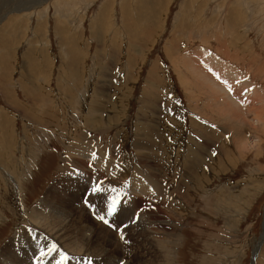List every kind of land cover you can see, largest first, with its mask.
I'll list each match as a JSON object with an SVG mask.
<instances>
[{
  "label": "rangeland",
  "instance_id": "rangeland-1",
  "mask_svg": "<svg viewBox=\"0 0 264 264\" xmlns=\"http://www.w3.org/2000/svg\"><path fill=\"white\" fill-rule=\"evenodd\" d=\"M135 9L143 17L128 24ZM113 88L125 89L123 105L107 122ZM256 88L264 93V0H0V264H31L35 240L62 245L67 264H113L120 253L125 264H264V133L243 123L238 133L225 112ZM92 93L106 102L88 125ZM206 143L207 172L192 192L187 152ZM91 151L111 173L106 187L149 204L127 244L94 229L78 200L85 181L69 170H83Z\"/></svg>",
  "mask_w": 264,
  "mask_h": 264
},
{
  "label": "snow or ice",
  "instance_id": "snow-or-ice-1",
  "mask_svg": "<svg viewBox=\"0 0 264 264\" xmlns=\"http://www.w3.org/2000/svg\"><path fill=\"white\" fill-rule=\"evenodd\" d=\"M217 78L219 79V77ZM222 83L227 82L222 81ZM103 159H107V153H104ZM100 160L101 156L98 151H91L90 160L87 157L85 158L84 169L81 170L77 166L69 170V175H78L84 178L85 182L80 188L78 200L81 207L85 210L88 223L94 229L97 223L102 225L106 230L114 233L120 241H124L127 244L124 232L131 225L137 224L141 214L149 207V204L137 201L135 198L122 200L121 197L125 195L123 190L116 187H106L105 179L101 177L107 178L111 173L106 170L102 171L101 168L96 167V163ZM115 167L118 168L119 165H115ZM108 183L112 184L114 181L109 180ZM124 183L127 185L128 182L124 181ZM149 191L155 196L154 189L150 188ZM31 234V230H27V235L31 236ZM44 239L47 240V237H44ZM30 246L33 247V257L30 258L31 264H43L45 256L51 257L49 264H67L70 260L67 251L62 245H58V243H45L41 245L39 240H35L30 241ZM37 253L39 254L37 255ZM126 260H129V257L126 254L120 253L113 264H125ZM89 264H96V262L89 260Z\"/></svg>",
  "mask_w": 264,
  "mask_h": 264
},
{
  "label": "bare ground",
  "instance_id": "bare-ground-1",
  "mask_svg": "<svg viewBox=\"0 0 264 264\" xmlns=\"http://www.w3.org/2000/svg\"><path fill=\"white\" fill-rule=\"evenodd\" d=\"M151 1V0H150ZM154 1V0H153ZM156 2V1H155ZM150 3V2H149ZM149 3H147L146 4V9H145V16L144 17H146V20H148L149 19V17L153 14V11H152V8H150V7H148L147 5L149 4ZM156 4V3H155ZM150 5H153V7H155L154 6V4H150ZM149 5V6H150ZM108 6V5H107ZM123 6V5H122ZM121 7V6H120ZM126 7H128V6H126ZM124 9H126V8H124ZM128 10V9H127ZM124 11V10H123ZM102 13V12H101ZM131 16L132 17H129L128 19H129V22H128V24L129 23H133V22H135L136 21V19L138 18V21H139V16H142V13L139 11V10H137V9H135V11L134 12H132L131 13ZM230 16V15H229ZM143 17V16H142ZM134 18H135V20H134ZM152 18V17H151ZM102 18H100V15L98 16V21L95 23V26H97L98 24H99V21L101 20ZM127 19V20H128ZM125 20V19H124ZM127 20H125V21H127ZM96 21V20H95ZM94 21V22H95ZM149 21V20H148ZM147 21V22H148ZM151 22V21H150ZM150 22H148V27H149V24H150ZM152 22H154L153 20H152ZM126 24V23H125ZM229 24V23H228ZM152 25V24H151ZM126 26V25H125ZM131 26V25H130ZM135 26H137V25H135ZM156 26V25H155ZM143 27V26H142ZM132 28H133V26H132ZM146 28V27H145ZM157 28V27H156ZM155 28V29H156ZM60 29V28H59ZM153 29H154V26H153ZM154 29V30H155ZM61 30V29H60ZM149 30V29H148ZM62 31V30H61ZM63 31H64V29H63ZM149 32H151V31H149ZM148 32V33H149ZM135 34V33H134ZM145 34H147V33H145ZM153 34V33H152ZM148 35V34H147ZM99 37V36H98ZM149 37V36H148ZM73 38H75L74 36H73ZM72 39V38H71ZM66 40V39H65ZM68 41H70L69 39H68ZM67 41V42H68ZM69 50H71L70 52H69ZM67 51L69 52V55H68V60H64V63L67 65L68 64V66H66L67 68H69L70 69V71H69V73H72L76 78H77V76H76V74H78V77H79V72L77 71V63L78 62H76V59H77V52H76V50H75V53H76V57H75V55H74V51L71 49V48H69V47H67ZM226 53V52H225ZM228 53V52H227ZM203 55V54H202ZM201 56V55H200ZM206 60V59H205ZM212 60V59H211ZM207 61V60H206ZM221 62V61H220ZM63 63V64H64ZM192 63V62H191ZM198 63V62H197ZM204 63H205V61H204ZM207 63V62H206ZM63 64H61V66L63 65ZM64 64V65H65ZM194 65V64H193ZM203 65V64H202ZM208 65V64H207ZM217 65V64H216ZM62 68V67H61ZM75 71H77V73L75 74ZM70 76V75H69ZM104 76V75H103ZM208 76V75H207ZM71 77V76H70ZM74 77V78H75ZM72 78V77H71ZM76 78H75V80H76ZM78 79L79 78H77V81H78ZM212 80L210 79L208 82H210L211 83V85H215V84H212V82H211ZM205 82V81H204ZM209 83V84H210ZM208 85V84H207ZM216 86V85H215ZM218 86H219V84H218ZM211 87V86H210ZM34 89H31V95H28V97L27 98H33V95H34V98L32 99V102H33V100L35 99V98H39V96H40V92H39V88L38 87H33ZM217 89L219 88V87H216ZM211 90V89H210ZM213 90V89H212ZM219 90V92L221 91L220 90V88L218 89ZM102 91H103V89H102V86H100V84H98V87H96L95 88V94L96 95H101L102 94ZM192 91V90H191ZM240 91V90H239ZM122 92V91H121ZM214 92H216V90L214 91ZM214 92H213V95H214ZM226 92H227V90H226ZM34 93V94H33ZM37 93H39V96H38V94ZM99 93H101V94H99ZM111 93H112V96H111V104L109 105L110 106V110H111V113H104V116H105V119H106V121L107 122H115L117 119H115L116 118V116H117V114L119 113V111H121L120 110V105H123V103H120V97H121V95L123 94V93H125V89L123 90V93H120V94H118L117 92H116V90L113 88L112 89V91H111ZM195 93V92H194ZM211 93V92H210ZM223 94V93H222ZM250 94V93H249ZM95 95V96H96ZM210 95V94H209ZM219 95V94H218ZM224 95H225V93H224ZM228 95V94H227ZM239 95V94H238ZM94 95H93V93H92V99L90 100V102H89V105H88V112H87V117H85L86 119V123L88 124V125H91V124H93V123H91V121L93 120V119H98L99 117V115L98 116H96L95 115V111H100L101 113H102V110H99L100 109V107H99V105L101 104V103H103L104 101L103 100H100V99H97L96 97H95ZM103 96V95H102ZM215 96H216V98H217V95L215 94ZM250 96H251V98L250 97H248V98H246L245 99V101H243V102H241L240 101V99H239V101H236V100H234L233 101V99H232V103H231V100L230 99H226V98H224L223 100L224 101H228V104H229V102L231 103V104H229L228 106H229V110H225V112H226V115H227V118L230 120V121H232V122H235L236 124H238V133H241V130H240V127L242 128V124L241 123H243V126H245V127H247L246 125H248L252 130H258V131H263L262 132V134L264 133V93L261 91V90H258L257 88L256 89H254V91H252L251 92V94H250ZM95 97V98H94ZM225 97H227V96H225ZM236 97V96H235ZM215 98V99H216ZM229 98H231V96H229ZM47 98H45L44 100H46ZM220 99V98H219ZM226 99V100H225ZM237 99V98H236ZM42 100V99H41ZM48 100V99H47ZM221 100V99H220ZM222 100V101H223ZM238 100V99H237ZM40 100L38 99V102H39ZM43 101V100H42ZM41 101V102H42ZM215 101V100H214ZM58 102V101H57ZM71 102V101H70ZM75 102V101H74ZM106 102V101H105ZM104 102V103H105ZM103 103V104H104ZM217 103V102H216ZM245 103V104H244ZM35 104V103H34ZM33 104V105H34ZM103 104H101V105H103ZM245 106H244V105ZM69 105V104H68ZM218 105V104H217ZM242 105L244 106V107H242ZM218 106H220L221 107V105H218ZM217 106V107H218ZM226 106H227V102H226ZM99 107V108H98ZM222 108H223V106H222ZM250 108V109H249ZM228 109V108H227ZM235 109V110H234ZM234 110V111H233ZM247 110V112H249V110L251 111V114H252V117H251V120H249V119H246V115H245V111ZM217 111H218V108H217ZM107 112V111H106ZM98 113V112H97ZM223 114V113H222ZM56 115H57V113H56ZM172 115V114H171ZM48 116V117H47ZM55 116V113L54 112H52V111H46L45 113H44V120H46L47 121V119H51V118H53ZM102 116V115H101ZM173 116V115H172ZM84 118V117H83ZM112 119V120H111ZM49 121V120H48ZM48 121L46 122V123H48ZM176 121V120H175ZM85 123V124H86ZM237 126V125H236ZM93 128V127H92ZM178 127H177V125L176 126H174V123H172V119L169 117L168 118V132H169V134L172 136L173 134H174V132H175V130L177 129ZM248 130H249V128H248ZM119 132H121V131H118V134H119ZM259 135V134H258ZM198 136H200V135H198ZM203 136V135H202ZM238 136V135H237ZM80 139V138H79ZM102 139V138H101ZM196 139V138H195ZM199 140V139H198ZM201 141H200V143H202V139H200ZM209 139H208V137H206V141H208ZM236 139L234 138V141H235ZM77 141H79V140H72L71 142H72V146L74 145H76L77 144ZM205 141V140H204ZM261 141V140H260ZM259 141V142H260ZM7 143V142H6ZM70 143V142H69ZM81 143H83V142H81ZM113 143V142H112ZM190 144H192V143H190ZM204 144V143H203ZM239 144H240V148L241 149H244V148H246L249 144H250V142H249V140L245 137V140L243 141V139H241L240 140V142H239ZM94 145V144H93ZM191 146H193V145H191ZM195 146V145H194ZM93 147V146H92ZM203 147H207V143L205 144V146H201V145H197L194 149H188L189 150V152H187V157L188 158H186V162H187V164H188V166H195V168H196V170H194L193 172L195 173V174H193V172L191 173L190 171L187 173V175L185 176V178H187V182L190 184V187H191V189L193 190L192 192H194V191H196L195 189H197V186H198V183L202 180V178H203V176H205V174H206V172L207 171H204V169H203V166L205 165V160L203 161L202 159L203 158H201V155L203 154V152H202V148ZM1 148V147H0ZM78 149V148H77ZM5 150L7 151L8 150V148L7 147H5ZM80 150V149H79ZM86 150V149H85ZM123 150V149H122ZM68 152V151H67ZM83 152H87V151H82V153ZM109 152V151H108ZM82 153H81V155H82ZM87 153H89V151L87 152ZM111 153V152H110ZM159 153L161 154V156L157 159L156 158V160L157 161H161L163 164H164V166L163 167H165V169H166V172L167 173H170V170H169V167L168 166H166L165 165V161H163V157H162V155L164 154L163 152H161V151H159ZM84 154V153H83ZM155 154V153H154ZM166 154H170V152H166ZM109 156V155H108ZM123 157H125V156H122V158ZM225 158V157H224ZM219 159V158H218ZM225 160V159H224ZM220 161V160H219ZM231 162V161H230ZM99 164H101V162L99 161L98 162ZM223 159L220 161V163H217L218 164V168H221L222 166H223ZM186 164V163H185ZM160 165V164H159ZM3 166H14V163H11V164H5V165H3ZM108 167V166H107ZM2 169L4 168V171H8V168L7 167H1ZM12 168H14V167H12ZM121 168V167H120ZM174 168V167H173ZM194 168V167H193ZM217 168V167H216ZM224 168V167H223ZM122 170H124L123 168H121ZM120 169V170H121ZM12 170V169H11ZM136 170V169H135ZM212 170V169H211ZM213 170H214V168H213ZM215 171H216V169H215ZM163 172V171H162ZM213 172V171H212ZM9 174V173H8ZM135 174V173H134ZM142 174V173H141ZM164 174V173H163ZM213 174V173H212ZM209 175H211V174H209ZM136 176H138V175H136ZM135 176V177H136ZM147 176V175H146ZM208 176V175H207ZM207 176H206V178H207ZM8 177L9 178H12V175H11V173L8 175ZM140 177V176H139ZM138 178V177H137ZM141 178V177H140ZM139 178V179H140ZM147 178V177H146ZM146 178H145V180H146ZM150 178V177H149ZM209 178V177H208ZM207 178V179H208ZM206 179V180H207ZM149 181H150V179H148ZM147 181V180H146ZM156 181V180H155ZM182 182V181H181ZM186 182V181H185ZM148 183H150V182H148ZM157 183V182H156ZM202 183V182H201ZM137 184V183H136ZM146 184H147V182H146ZM151 184V183H150ZM187 184V183H186ZM152 185V184H151ZM186 186V185H185ZM151 187V186H150ZM156 188H157V185L155 186ZM188 187V186H187ZM190 187H188V188H186V191H187V189L188 190H190ZM199 187V186H198ZM154 188V187H153ZM146 189H150V188H146ZM183 189V188H182ZM158 190V189H157ZM188 194V193H187ZM45 201V200H44ZM35 206V205H34ZM36 207V206H35ZM45 208V207H44ZM44 208H43V210H44ZM42 209V208H41ZM34 210V209H33ZM32 211V210H31ZM41 212H43L42 210H41ZM30 213H32V212H30ZM28 214V213H27ZM37 214V213H36ZM33 215H35V214H33ZM36 217V216H35ZM40 217V216H39ZM65 249V248H64ZM14 252V251H13ZM1 254V253H0ZM2 255V254H1ZM101 255V254H100ZM255 256V255H254ZM7 257V256H6Z\"/></svg>",
  "mask_w": 264,
  "mask_h": 264
}]
</instances>
